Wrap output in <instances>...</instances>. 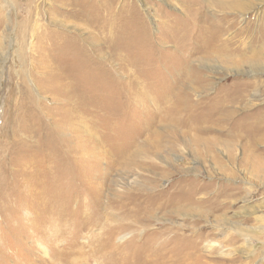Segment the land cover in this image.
I'll use <instances>...</instances> for the list:
<instances>
[{
	"label": "rangeland",
	"instance_id": "1",
	"mask_svg": "<svg viewBox=\"0 0 264 264\" xmlns=\"http://www.w3.org/2000/svg\"><path fill=\"white\" fill-rule=\"evenodd\" d=\"M109 4L0 0V264H165L167 258V264H264V176L240 165L242 144L250 139L236 147L232 177L211 159L199 161L189 139L177 142L176 151L166 136L156 146L145 142L170 126L166 114L181 96L201 102L192 117L209 126L208 105L216 95H235L242 84L264 87V72L199 62L195 45L202 34L195 21L188 26L184 11L191 5L207 11V0ZM247 5L244 15L217 13L237 24L224 39L250 30L242 47L252 46L264 26V0ZM38 30L48 34L35 51ZM110 36L115 48L103 46ZM260 93L263 101L253 112L240 111L222 134L200 136L229 142L232 128L249 135L250 114H264V88ZM258 151L264 156V143ZM177 183L202 188L184 196L204 202L208 216L178 215L167 206L170 194L156 197ZM122 207L150 213L131 224Z\"/></svg>",
	"mask_w": 264,
	"mask_h": 264
},
{
	"label": "bare ground",
	"instance_id": "2",
	"mask_svg": "<svg viewBox=\"0 0 264 264\" xmlns=\"http://www.w3.org/2000/svg\"><path fill=\"white\" fill-rule=\"evenodd\" d=\"M89 1V0H88ZM110 1V9H112L113 4L115 3V0H109ZM140 1V0H138ZM204 1V0H203ZM251 0H207V9L211 13L204 8H195L193 5L189 7L188 14L184 11V13L190 17L189 25H193V22L195 21V27L199 26L197 29L199 31V34H202L200 36V42L196 44L195 46L198 47V52L202 54V57H199L200 63L205 64H212V63H220L221 65L224 64L226 67H234L239 65H247L251 68V70L254 72H264V26L261 27L262 36L254 39V44L252 46H244L243 38L249 34H251L250 30H240L237 31V33L231 38V39H224L226 37L228 31L236 29V23L233 19L228 18H221L218 16V14H239L244 15L245 11H247L246 7H248V3ZM165 3V2H163ZM247 3V4H246ZM144 6V3L142 4ZM195 5V4H194ZM197 6V5H195ZM145 7V6H144ZM147 8V7H146ZM150 10V9H149ZM251 10V7H250ZM133 11V10H132ZM187 11V10H186ZM112 12V11H111ZM125 12V11H124ZM219 12V13H218ZM218 13V14H217ZM254 13V12H253ZM258 14V12H256ZM140 15V14H139ZM30 16V15H29ZM136 17V14L134 15ZM133 16V18H134ZM234 17V16H233ZM256 14L254 15V18L256 19ZM30 18V17H29ZM34 18V17H33ZM31 19V18H30ZM39 19V18H38ZM141 19V18H139ZM188 19V18H187ZM244 19V18H243ZM32 20V19H31ZM30 21V20H29ZM255 21V20H254ZM60 22V21H59ZM139 22V21H138ZM147 22V21H146ZM145 22V23H146ZM173 22V21H172ZM179 22V21H178ZM188 22H184L182 26H186ZM29 24V23H28ZM163 24V23H162ZM178 24V23H177ZM164 25V24H163ZM201 25V26H200ZM205 25L206 27H202ZM31 26V25H30ZM40 26V25H39ZM169 26V25H168ZM182 26H179L177 29L178 32H182L184 28ZM29 27V26H28ZM27 27V28H28ZM187 27V26H186ZM26 28V29H27ZM111 28V33L114 31L113 26ZM110 28L108 30H110ZM193 28V27H192ZM25 29V28H24ZM23 29V30H24ZM30 29V28H29ZM173 29V28H172ZM32 30V28H31ZM37 30L36 28L34 29ZM108 30L104 31L107 32ZM141 30V29H140ZM28 31V30H27ZM187 31V29H186ZM168 32V31H167ZM180 32V33H181ZM190 32V31H189ZM234 32V31H233ZM253 32V31H252ZM255 32V31H254ZM28 33V32H26ZM43 35H47L48 32L42 31L40 32ZM50 33V32H49ZM171 33V32H170ZM174 33V32H173ZM177 33V32H176ZM198 34V33H197ZM253 34V33H252ZM27 35V34H26ZM31 35V34H30ZM39 35V30L38 34ZM42 35V36H43ZM145 35V34H144ZM142 33L140 36H144ZM168 35V34H167ZM22 36V35H21ZM20 36V37H21ZM24 36V35H23ZM41 36V35H39ZM39 37L38 43L36 46H32L35 51L39 48L44 47V39L43 37ZM139 36V38H140ZM174 36V35H173ZM190 36V35H189ZM145 37V36H144ZM158 37V36H157ZM178 37V36H177ZM176 37V38H177ZM185 37V36H184ZM198 37V36H197ZM172 38V37H171ZM174 38V37H173ZM21 39V38H20ZM24 40L21 43V50H27V43H26V37L24 36ZM106 39V40H105ZM148 39V38H147ZM178 39V38H177ZM188 39V38H187ZM104 44L103 46H107L109 48H115L114 44L115 40L112 36L110 37H104ZM158 40V39H157ZM164 40V39H163ZM175 41V39H173ZM252 40V39H251ZM149 41V40H148ZM178 41V40H177ZM65 42V41H64ZM164 42V41H163ZM182 40L179 39L178 44H181ZM247 42V41H246ZM245 42V43H246ZM251 42V41H250ZM67 44V43H66ZM164 45V44H163ZM31 46V45H30ZM189 46V45H188ZM55 47V46H54ZM20 49V48H19ZM44 50V49H43ZM196 52V53H198ZM42 56V55H41ZM44 56V55H43ZM238 58V59H237ZM42 59V58H41ZM240 59V60H239ZM239 60V62H238ZM191 61V60H190ZM198 61V60H197ZM238 62V63H237ZM192 63V62H191ZM191 65V64H190ZM236 67V68H237ZM250 70V69H249ZM193 73L192 77L193 79L198 76L197 73ZM197 74V76H196ZM191 76V75H190ZM192 79V80H193ZM199 80V77H197ZM190 80L189 82H192ZM196 84L200 85L201 82L196 81ZM244 88H241V90L236 93L235 95H222L220 92L218 95H216L215 99L210 101V106L208 105V111L207 113L210 115V125L207 126L205 122H202L198 118L194 119L192 117V114H195L194 111L196 108L200 105V103L194 102L188 94H185L184 96H181L177 99L175 102L174 109L171 110L168 114H166V122L170 123V126H162L161 133L160 132H153V136L151 140L145 141L149 143L151 146H154L156 142H161L163 138L166 136L167 139H171V147L176 151L178 148V143H185L186 139H189L192 145L194 146V155L199 161L203 162H209V159H211L215 165L216 168H218V171L220 174L228 177L234 176V172L232 166L236 162V147L238 144H241V139L243 138H249L250 140L242 144L243 146V159L240 162V165L245 168V170L250 173L255 174V176H264V156L262 154H259L258 147L260 144L264 143V114H250L248 117V120H253L249 125V135L244 133L243 135L241 132L243 129L238 128H232L228 130L227 136L232 139V141H220L216 139H207V137L202 138L201 136H205L206 134L210 132H221L223 133V126H227L229 121H232V119L235 118V116L240 111H249L253 112L256 108L255 104L261 103L263 101V98L261 97L260 89L264 88L262 86L261 82H254L252 85H243ZM201 87H203L201 85ZM253 96H250V89H253ZM192 90V89H191ZM200 92V91H199ZM193 95V94H192ZM199 96V95H198ZM140 97V96H139ZM136 102V101H135ZM203 109V108H202ZM167 112V111H166ZM165 112V113H166ZM164 113V112H163ZM257 115V116H256ZM159 118V117H158ZM247 118V117H246ZM236 119V118H235ZM150 120V119H149ZM161 122V119H159ZM159 122V121H158ZM164 122V121H163ZM165 122V123H166ZM150 123V122H149ZM148 123V124H149ZM149 126V125H148ZM245 127V126H244ZM152 128V127H151ZM174 128V129H173ZM231 128V127H230ZM156 130V129H155ZM153 131V130H152ZM159 131V130H158ZM247 131V130H246ZM160 133V134H157ZM248 133V132H247ZM201 135V136H200ZM146 135H144L145 137ZM209 137V136H208ZM212 137V136H211ZM225 137V136H224ZM210 138V137H209ZM140 139V138H139ZM177 139L176 142H174ZM136 141V140H135ZM178 142V143H177ZM144 146L145 143H143ZM138 146V144H137ZM143 146V147H144ZM156 146V145H155ZM159 146V145H158ZM190 146V145H188ZM141 147V146H140ZM150 147V146H149ZM192 147V146H190ZM159 148V147H158ZM219 148H221L223 153L226 154L225 158L228 162V165L226 162H224L220 156L217 154V150L220 152ZM145 149V148H144ZM143 149V150H144ZM160 149V148H159ZM181 149V148H180ZM193 149V148H192ZM141 150V149H139ZM157 150V148H156ZM159 151V150H158ZM240 151V150H239ZM146 152V151H145ZM155 152V151H153ZM183 152V151H182ZM131 153V152H130ZM144 156L143 153L137 152ZM146 155V154H145ZM184 155V154H183ZM133 157V156H130ZM129 159V158H128ZM134 159V158H133ZM142 159V158H141ZM144 159V158H143ZM135 160V159H134ZM239 161V160H238ZM129 163V161H128ZM140 163V162H139ZM143 163V162H142ZM124 164V163H123ZM146 164V163H145ZM236 167V166H235ZM119 168V167H118ZM155 169V168H154ZM157 169V168H156ZM24 170V169H23ZM243 170V169H242ZM134 171V170H133ZM143 171V170H142ZM144 172V171H143ZM243 172V171H242ZM150 173V172H149ZM247 174V173H246ZM143 176V175H142ZM247 176V175H246ZM250 176V174H249ZM139 178V177H138ZM55 179V178H54ZM136 181V180H135ZM138 182V181H137ZM154 183V182H152ZM144 184V183H143ZM151 184V183H150ZM142 185V184H141ZM139 185V186H141ZM177 183V186L173 188V190L164 192L162 194L156 195V197H163L165 193L170 194V200L171 202L167 204L169 208H172L176 211V214L178 215H187L190 216L193 213H197L201 217L208 216V211L205 208V203L200 201V199L197 201V203H194L193 199H187L184 195H187L186 191H189L191 189L194 190V195H197L198 192L202 191V188H197L194 184L191 185H182ZM194 185V187H193ZM122 186V185H121ZM105 187V186H104ZM193 187V188H192ZM103 188V187H102ZM104 192V191H103ZM132 192V191H131ZM53 193V192H52ZM129 193V192H127ZM133 193V192H132ZM51 195V194H50ZM73 195V194H72ZM95 195V194H94ZM191 195V194H190ZM58 196V194H57ZM106 196V195H105ZM121 196V195H120ZM125 196V194H124ZM189 196V194H188ZM47 200H49L48 195ZM73 197V196H72ZM92 197V196H91ZM127 197V196H126ZM167 197V196H166ZM219 197V196H218ZM52 198V197H50ZM60 198V196H59ZM62 199V198H61ZM60 199V200H61ZM65 199V198H64ZM95 199V198H93ZM148 199V198H147ZM160 199V198H159ZM56 200V198H55ZM74 200V199H73ZM98 200V198H97ZM44 201V200H43ZM71 201V200H70ZM55 202V201H54ZM196 202V199H195ZM61 203V202H60ZM101 203V202H100ZM99 203V204H100ZM154 203V202H153ZM55 204V203H54ZM58 204V203H57ZM68 204V203H67ZM102 204V203H101ZM109 204V203H108ZM69 205V204H68ZM96 205V204H95ZM103 205V204H102ZM221 205V204H220ZM55 206V205H54ZM113 206V205H112ZM118 206V205H116ZM139 206V205H138ZM152 206V205H151ZM191 207V210L188 209V212L190 214L188 215L186 213V208ZM143 207V206H142ZM148 207V206H147ZM221 207V206H220ZM52 208V207H51ZM62 208V207H60ZM91 208V207H90ZM117 208V207H116ZM57 209V208H56ZM93 209V208H92ZM124 209L123 215H125V219L127 218L128 221L132 223L137 222L141 223L142 221L147 220L149 211H136L134 209L127 210L126 208L122 207ZM161 209V208H160ZM186 209V210H185ZM59 210V209H58ZM71 210V209H70ZM146 210V209H145ZM151 210V209H150ZM55 211V210H54ZM159 212V211H158ZM174 212V211H173ZM38 213V212H37ZM44 213V211H43ZM62 214V213H61ZM50 215H52L51 212H48V217L50 218ZM141 215L143 217H141ZM154 215V214H153ZM157 215V214H156ZM46 216V215H45ZM58 216V215H57ZM153 218V217H152ZM54 219V218H53ZM60 219V218H59ZM94 219V218H93ZM86 221V220H85ZM50 222V221H49ZM58 222V221H57ZM56 222V223H57ZM88 222V221H87ZM71 223V222H70ZM90 223V222H89ZM49 224V223H48ZM52 225V224H51ZM55 225V224H53ZM75 225V224H74ZM90 225V224H89ZM93 226V225H92ZM65 227V226H64ZM56 228V227H54ZM60 228V227H58ZM57 228V229H58ZM177 228V227H175ZM182 228V227H180ZM184 228V227H183ZM182 228V229H183ZM195 228V227H194ZM178 229V228H177ZM60 230V229H59ZM61 231V230H60ZM134 233H136L135 230H133ZM168 230H165L164 233H166ZM56 232V229H55ZM63 232V230L61 231ZM65 232V231H64ZM194 232V231H193ZM169 233V232H168ZM58 234V233H57ZM174 234V233H173ZM180 234V233H179ZM55 235V234H54ZM97 235V234H96ZM101 235V234H100ZM135 235V234H134ZM93 237V236H92ZM136 237V235H135ZM166 237V236H165ZM78 238V237H77ZM100 238V237H99ZM153 238V237H152ZM181 238L185 239L186 235H182ZM132 239V238H131ZM190 239V238H188ZM97 240V239H96ZM154 240V239H153ZM160 240V239H159ZM73 241V239H72ZM136 241V240H135ZM134 241V242H135ZM164 242V241H163ZM137 243V242H136ZM200 243V242H199ZM132 244V243H131ZM100 246V245H99ZM161 247V246H160ZM44 248V247H43ZM67 248V247H66ZM129 248V247H128ZM167 248V246H166ZM48 249V248H47ZM114 249V248H113ZM127 249V248H126ZM154 249V248H153ZM152 249V250H153ZM163 249V248H162ZM169 249H171L169 247ZM158 250V249H157ZM64 251V250H63ZM99 251V248L98 250ZM133 252V250H131ZM175 251V250H174ZM69 252V251H68ZM115 252L114 251L108 252L109 254ZM138 252V251H137ZM152 252V251H151ZM47 253V252H45ZM55 254V253H54ZM63 255V253H62ZM67 255V254H65ZM142 255V254H141ZM144 255V254H143ZM110 256V255H109ZM126 256V255H125ZM148 256V255H147ZM44 257V256H43ZM48 257V256H47ZM105 257V255H104ZM103 257V258H104ZM145 257V256H144ZM136 258V257H134ZM159 258V257H158ZM132 259V258H131ZM140 259H142L140 257ZM168 259V258H167ZM167 259L164 261L165 264H167ZM125 260V259H124ZM123 260V261H124ZM133 260V259H132ZM149 260V259H148ZM61 261V260H60ZM73 261V260H72ZM195 261V260H194ZM75 262V261H74ZM60 263V262H59ZM67 263V262H66ZM76 263V262H75ZM61 264V263H60ZM72 264V262H71ZM121 264V263H120ZM138 264V263H137Z\"/></svg>",
	"mask_w": 264,
	"mask_h": 264
}]
</instances>
